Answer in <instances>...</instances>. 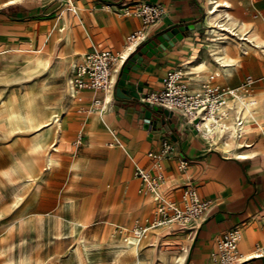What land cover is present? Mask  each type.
<instances>
[{"label": "crops", "instance_id": "crops-1", "mask_svg": "<svg viewBox=\"0 0 264 264\" xmlns=\"http://www.w3.org/2000/svg\"><path fill=\"white\" fill-rule=\"evenodd\" d=\"M137 1L158 3L164 8L165 13L159 21L145 28L147 37L155 36L174 24L194 25L193 32L187 35L181 32V37L173 45L151 56L143 55L136 69L128 67L127 87H139L141 96L159 91L166 72L183 63L192 48L201 49L204 45L205 0H0V54L14 46L29 49L33 45L48 51L50 33L54 29L70 35L71 43L65 45L68 51L75 46L82 54L98 48L120 52L126 35L141 26L140 18L126 13ZM227 1L231 4L229 11L238 22H255L264 34V0ZM234 2L235 7L232 5ZM244 74L263 75L264 58L244 56L234 70L231 84L241 83ZM191 76L194 79L193 73ZM260 79L262 83L258 90L264 88V76ZM96 92L100 91H79L84 99L93 98ZM140 107L141 104L133 98L112 97L106 117L111 137L104 140L113 144L104 150L100 145L89 147L98 153L91 158V165L110 163L109 172L103 177L101 170L90 169L91 184L110 193L107 199L110 195L114 199L121 196L129 206L137 204L132 215L137 214L141 222L145 221L154 204L166 201L181 204V194L188 186L195 188L199 199L208 200L209 210L194 230L178 226L158 230L155 241L158 249L153 248L157 260L159 251L166 254L168 262L171 255L185 247L183 264H213L215 237L221 231L236 226L241 231L238 250L245 257L238 264H264V256L247 255L256 244L264 245V151H258L247 159L225 155L213 146L209 147L196 131L182 127L175 115L164 117L166 123H161L159 115L154 121L157 126L164 124L168 128L173 123L171 132L161 133L156 126L146 129L144 111ZM163 142L169 143L172 149L162 152ZM253 144V148L261 149ZM148 152L158 155V159ZM182 157L187 159L183 168L179 166ZM138 170L151 176L159 173L161 178L156 187L145 188ZM103 183L106 189L98 187ZM145 189L154 192L151 201L146 199L147 195L140 197ZM151 243L154 242L143 247Z\"/></svg>", "mask_w": 264, "mask_h": 264}, {"label": "rangeland", "instance_id": "rangeland-1", "mask_svg": "<svg viewBox=\"0 0 264 264\" xmlns=\"http://www.w3.org/2000/svg\"><path fill=\"white\" fill-rule=\"evenodd\" d=\"M232 5L235 7L236 3ZM253 24L259 28L264 38L259 25L254 22L248 26ZM248 30L249 28L245 32ZM202 43L210 44L212 48L222 44L218 36L212 37L205 31L202 34ZM227 47L229 54L234 56L233 47L231 45ZM203 51L201 47V52ZM250 55L264 58L262 49L257 48L255 51L249 50L244 53L240 63L244 56L248 58ZM19 62L21 61L9 58L6 52L0 57V101L8 95L13 98L24 126L23 118L31 111L25 104V93H30L33 108L38 112L47 110L48 107L59 109L66 103L64 76L68 68L55 76L46 77L43 74L22 72L23 64ZM239 65L230 67L220 76L213 72V75H216L213 81L223 85H239L240 83L231 84L234 70ZM245 75L247 74L242 76L241 81ZM249 75L255 81L253 95L263 91L264 88L258 90V85H261L260 78L264 74ZM84 100L86 101L77 105L69 117L65 143H61L62 147L59 149V162L51 170L45 171L34 185L28 184L27 177L19 170L17 172L11 170L16 163L15 158L27 157L23 143L32 141V132L22 129L19 131L20 134H8V126L0 119V264H161L155 256L158 249V243L155 242L139 249L135 257L129 256L119 262L114 260L120 245L115 239L106 236V228L109 226L111 229H119V219L116 216L121 211L127 213L124 222L128 223L131 229L150 224L158 204H154L148 210L145 221L141 222L138 221L137 214L132 215L137 209V204L135 207L129 206V202L122 201L121 196L112 199L110 195L107 199L106 196L110 193L98 190L91 184L90 169L96 170L98 165L92 166L90 160L98 153L91 151L89 147L100 145L99 147L104 150L108 148V144L105 140L93 142L90 139L86 130L87 121L83 116L90 114V107L99 109V106L94 107L93 98ZM96 128V134H101L102 124ZM246 139L261 148H255L257 152L264 151V133H250ZM72 143L76 146L71 147ZM109 165L110 163L104 164L103 166H106L104 170L98 169L101 170L103 177L108 174ZM144 184L147 188L148 185ZM98 187L106 189L104 183ZM34 190L36 195L32 196ZM149 193L153 191L142 192L140 197ZM17 194L23 196V199L15 202ZM112 202L116 203L115 208H118L115 212L111 211ZM84 205L85 215L82 223L79 219L82 217L81 208ZM156 228L161 229L159 226ZM77 243H80L83 262L78 259ZM4 249L6 255L2 253ZM5 258H8L10 263ZM166 264H170V259Z\"/></svg>", "mask_w": 264, "mask_h": 264}, {"label": "bare ground", "instance_id": "bare-ground-1", "mask_svg": "<svg viewBox=\"0 0 264 264\" xmlns=\"http://www.w3.org/2000/svg\"><path fill=\"white\" fill-rule=\"evenodd\" d=\"M205 2L207 4L205 32L212 37L218 36L222 44L213 48L210 44L202 45L203 52H201V49L192 48L190 56L184 60V66L190 73L194 74L193 77L196 79L193 83L195 88H198V80L208 79L213 72L220 76L230 67L238 66L242 55L249 50L255 51L257 48H261L264 52V38L261 36L259 28L254 24L248 26L244 22H238L229 11L231 7L229 1L205 0ZM247 28L249 30L245 32ZM50 41L48 51H42L39 47L36 48L33 45L29 49H20L14 46L5 51L9 58L21 61L19 63L23 64L22 72L24 73H37L52 77L68 68L64 76L66 103L59 109L48 107L47 110L40 109L41 111L38 112L33 108V99L30 93H25V104L31 111L24 118L22 117L24 126L21 123V114L15 106L13 98L8 95L0 101V119L8 126V134H20L19 131H22V129L32 132V141L23 143L27 157L15 158L16 163L11 167V170L22 172L27 177L28 184L33 185L45 171L51 170L59 162V149L62 147L61 143H65L69 117L77 105H80L82 101H86L79 96V91H76L73 86L74 67L80 61L82 52L75 46H72V49L68 51L65 45L71 43L70 35L68 33L61 34L58 29H54L50 33ZM228 45L233 47L234 56L229 54ZM132 49V46L126 45L117 55L115 67L110 72L112 80L115 78L116 70L120 68ZM1 56L2 54H0ZM94 94L96 95L93 97V105L95 108L99 106V109L90 107V114L83 116L87 121L86 130L89 132L90 139L93 142L104 140L105 137H111V129L108 128L106 117L109 113L111 99L114 97L110 87ZM94 99L98 102L95 103ZM214 110L222 111L224 116L217 120L212 114H201L200 119L197 121L200 137L210 143L213 146L212 148L225 155L237 159L253 157L257 150L247 141L246 136L250 133H264V90L248 98L230 97L225 100L224 104L219 105ZM98 123L103 126V128H100L101 134H96V127L99 128ZM106 143L109 146L113 144L110 141H106ZM97 169L104 170L106 166L98 165ZM146 191L148 190L144 192ZM153 193H149L146 199L151 201L154 196ZM35 195L36 190L32 192V196ZM22 197L17 194L14 201L22 200ZM113 197L112 195L111 198L113 199ZM115 207L116 203H113V208H110L112 212L118 209ZM81 213L82 217L79 221L83 223L85 205L81 208ZM126 215L127 213L123 211L118 216L115 215L119 219L118 230L116 228L111 229L109 226L105 230L106 236L115 239L120 245L114 257L115 262H119L129 256L135 257L139 249L146 243L155 242L158 238L159 229L152 223L143 226L144 232L141 236L135 235L133 229H131L132 227L124 222ZM76 250L79 261L83 262L80 243H77ZM2 253L6 255V249L2 250ZM251 253L253 251L247 255H251ZM185 255V247H182L178 253L171 255L170 264H183ZM157 257L161 264L167 263L165 253L159 251ZM5 259L9 262L8 258Z\"/></svg>", "mask_w": 264, "mask_h": 264}, {"label": "built area", "instance_id": "built-area-1", "mask_svg": "<svg viewBox=\"0 0 264 264\" xmlns=\"http://www.w3.org/2000/svg\"><path fill=\"white\" fill-rule=\"evenodd\" d=\"M61 1L63 2L64 0ZM126 13L141 19L140 28L127 34L124 40V46L130 45L133 47L129 53L131 54L147 37L145 28L159 21L165 12L161 4L137 1L132 9ZM118 54L119 52H113L109 48H98L84 52L80 61L74 67L73 86L75 90L103 91L108 87L113 90L120 68L116 70L113 80L110 72L115 67ZM214 76L216 75H211L208 79L199 80L198 88H195L193 84L195 81L191 73L186 71L184 63H180L177 67L171 68L166 72L159 91L145 94L139 99L142 102L146 101L159 108L171 111L173 115L179 118L182 127L191 128L200 134L197 121L200 119L201 114H212L218 120L224 114L222 111L218 112L214 109L224 104L225 100L230 97L248 98L254 94L255 81L249 74L245 75L241 83L235 87L215 83L213 81ZM94 102L97 103L98 101L94 99ZM158 118L153 113L149 119L144 118V127L152 129L156 126L155 128L160 130L161 133H166L169 129L166 125L160 124L157 126L154 124V121ZM205 142L209 147L212 146L207 141ZM171 149L169 143H162V152H167ZM148 155L156 159L159 157L158 155H152L150 152H148ZM186 164L187 159L185 157L180 158L179 166L183 168ZM138 174L150 188L156 187L157 181L161 178L159 173L156 176H151L142 170H138ZM176 186L178 187V185ZM181 198V204L172 201L159 203L151 223L162 229L178 226L194 230L201 218L209 210L208 200L199 199L197 191L192 186H188L183 190ZM133 232L135 235L141 236L144 228L135 226ZM240 236V229L233 226L221 231L215 237L213 264H238L244 260L245 257L238 250ZM263 250L264 245L256 244L250 256H264Z\"/></svg>", "mask_w": 264, "mask_h": 264}, {"label": "water", "instance_id": "water-1", "mask_svg": "<svg viewBox=\"0 0 264 264\" xmlns=\"http://www.w3.org/2000/svg\"><path fill=\"white\" fill-rule=\"evenodd\" d=\"M191 31H194L193 24H174L162 30L155 36L146 37L144 41L139 45V47H137L135 51H133V53L127 58L124 67L121 70L119 69L112 90L114 98L135 99L141 104L140 108L142 111H144L145 119H149L152 113L161 117V123L165 122L164 117H172L173 113L171 111H168L165 108H159L146 101H140L139 98L144 96L140 95L141 89L139 87H127V70L128 67L136 69L138 64L142 60L143 55L151 56L154 52L162 51L164 48L173 45V42L181 37V32H186L187 35L190 34ZM172 128L173 123H170L168 131L171 132Z\"/></svg>", "mask_w": 264, "mask_h": 264}, {"label": "trees", "instance_id": "trees-1", "mask_svg": "<svg viewBox=\"0 0 264 264\" xmlns=\"http://www.w3.org/2000/svg\"><path fill=\"white\" fill-rule=\"evenodd\" d=\"M138 47H139V46H138ZM131 54H132V53H131ZM131 54H128V56L126 57V59L122 62L121 66H120V70L124 67L127 58H128Z\"/></svg>", "mask_w": 264, "mask_h": 264}]
</instances>
